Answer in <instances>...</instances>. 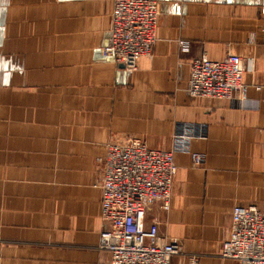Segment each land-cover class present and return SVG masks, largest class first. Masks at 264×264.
I'll use <instances>...</instances> for the list:
<instances>
[{"label":"crops","instance_id":"crops-1","mask_svg":"<svg viewBox=\"0 0 264 264\" xmlns=\"http://www.w3.org/2000/svg\"><path fill=\"white\" fill-rule=\"evenodd\" d=\"M113 1L0 0V264H109L106 144L166 150L183 132L169 208L150 204L145 222L181 247L170 264H240L220 250L235 205L264 210V0H156L157 40L134 71L101 51ZM227 53L243 64L234 99L190 96V61Z\"/></svg>","mask_w":264,"mask_h":264},{"label":"built area","instance_id":"built-area-1","mask_svg":"<svg viewBox=\"0 0 264 264\" xmlns=\"http://www.w3.org/2000/svg\"><path fill=\"white\" fill-rule=\"evenodd\" d=\"M159 8L156 0H114L111 25L102 53L126 70L137 69L138 60L150 56L157 40ZM182 52L186 41L178 42ZM243 64L227 53L221 59L206 54L189 63L187 91L190 96L233 100L242 89ZM190 135L183 132L169 149L147 146L136 137L109 142L98 159L102 166L99 182L100 218L107 228L99 233L98 248L109 253V264H170L181 247L164 240L154 222H145L147 207L160 203L169 208L176 174L175 153H189ZM194 164L201 156L191 152ZM220 256L240 264H264V210L235 205L231 211L229 237ZM187 264H196L195 256Z\"/></svg>","mask_w":264,"mask_h":264}]
</instances>
